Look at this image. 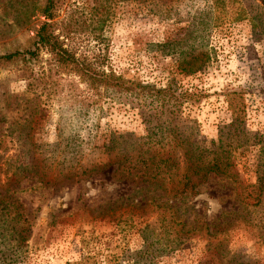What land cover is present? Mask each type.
<instances>
[{
  "label": "rangeland",
  "instance_id": "rangeland-1",
  "mask_svg": "<svg viewBox=\"0 0 264 264\" xmlns=\"http://www.w3.org/2000/svg\"><path fill=\"white\" fill-rule=\"evenodd\" d=\"M233 1L212 10L209 0H178L175 14H157L156 4L141 0H59L53 21L56 33L66 24L73 31L64 47L106 76L176 88L182 119L192 122L178 127L180 135L206 150L217 149L220 135L227 138L232 172L245 186L261 171L264 38H254L249 21L234 19ZM7 2L14 4L0 0V56L29 49L44 21L36 8L26 26L8 27L17 13ZM207 19L203 34L199 22ZM27 67L33 75L46 73L29 90L19 78ZM119 97L125 96L90 89L45 52L27 64H0V186L39 153L36 170L47 174L46 184L32 186L28 176L19 192L12 193L13 184L0 192V264H264V190L261 205L252 207L240 202L248 190L211 175L181 194L176 210L163 211L184 222L185 232L174 234L180 227L173 224L169 234L158 228L164 191L138 183V154L175 149L167 133L150 135L133 97ZM230 99L245 111L237 129L228 128ZM123 155L121 165L112 163ZM94 166L95 173L83 172ZM69 173L77 174L67 180ZM212 220L213 238L186 232Z\"/></svg>",
  "mask_w": 264,
  "mask_h": 264
},
{
  "label": "trees",
  "instance_id": "trees-1",
  "mask_svg": "<svg viewBox=\"0 0 264 264\" xmlns=\"http://www.w3.org/2000/svg\"><path fill=\"white\" fill-rule=\"evenodd\" d=\"M13 1L14 4L7 2L6 6H10L17 13L12 24L8 27H23L29 23L30 17L33 15L34 10L37 8L40 10L41 15L44 17V21L39 26L34 36V41L29 49L24 51H16L11 54L0 56V64L22 62L27 64L28 61H35L43 52L47 53L51 58L55 67L62 66L69 69L74 74H78L79 77L88 83L90 89L105 94H122L125 97L119 98H132V102H138V108L140 109L141 117L147 128H149L150 135L155 136L157 133H167V140L173 144L175 151L165 152L164 150H148L138 154V183L147 184L145 188H160L164 193H159L158 196L164 199V204L161 206L162 213L157 215L158 228H162L165 234H169L170 231L167 226L173 224L172 228H177L174 234H180L185 232L184 228L187 226L181 220L176 219L173 214L165 215L163 211L173 212L176 210L179 196H182L187 190H192L194 187H199L203 182L213 177L231 179L232 184L237 183L242 189L246 191L245 196L240 202L247 205L251 203L252 207H258L261 205V194L264 190V136L257 143L259 145L260 155L262 160L258 166L261 168L260 173L256 179V183L253 185H243L238 182L236 176L232 172L233 165L231 164V145L228 143L227 138L222 135L219 136L217 149L206 150L196 146L190 138L180 135L178 127L184 128L185 125H190L192 122L182 119L180 107L183 103V97L176 88L168 87L165 90H156L150 86L133 85L131 82L123 81L121 78L114 77L113 75L106 76L98 68L93 67L92 63L85 60H79L75 56V52L71 47H64L65 40H71V34L73 31L70 29V25L66 24L63 31L56 33L58 27L57 22L53 20L56 17V11L61 7L59 0H8ZM149 2L150 4H156L157 14L164 13L167 10L168 13L175 14L173 5L178 0H141ZM230 1V0H229ZM25 4H24V3ZM40 2V5L38 4ZM212 10H223L226 5V0H209ZM233 9V17L235 20L242 21L247 20L251 24L254 38H264V0H237ZM1 4V3H0ZM3 4V3H2ZM24 8V9H22ZM164 10V11H163ZM204 12H199V18ZM171 15L168 14V17ZM70 21V20H69ZM201 31L205 30L203 34H207L209 20L200 21ZM258 36V37H257ZM61 37L62 40L60 39ZM190 56L192 54L190 53ZM195 63V59H190L189 64ZM200 67L195 70H189L190 73L200 71ZM32 69L26 68L22 70L19 78L26 81V89L29 90L37 81L46 78V73L41 71L38 75H33ZM134 86V87H133ZM138 88V94L141 95L143 101H139L138 94L133 95V90ZM111 91V92H109ZM138 100V101H137ZM229 110L231 113V123L228 126L229 129H237L242 125L245 118V111L241 101L237 103L234 99L228 100ZM155 120V121H154ZM154 121V122H153ZM26 122V119L24 120ZM180 123V124H179ZM151 124L154 126L151 127ZM183 125V126H182ZM160 133L161 136H163ZM31 141L32 137L29 134L25 135ZM165 140V138H164ZM179 154L178 157L175 154ZM39 153L35 159L29 161V164H19L10 177L5 179V182L0 186V192L8 191L9 185H15L12 189V193H17L20 190H16L20 184V180L24 177L30 176L39 182L41 185L46 184L47 174L41 169L37 171L38 165H41L43 161L40 159ZM125 156H115V164L121 165V160ZM110 163V161H109ZM108 163V164H109ZM123 164L130 166V163L124 160ZM119 166V165H118ZM119 168V167H118ZM135 167H128L126 173L132 178H136L133 173H129L130 169ZM98 166L87 167L83 172L88 174L95 173ZM33 170L34 174H33ZM30 172L28 175H23V172ZM178 171H181V173ZM77 173H69L67 180L75 176ZM195 178L196 181L192 180ZM1 182V181H0ZM170 186V193H173L169 197L167 191ZM39 187V186H38ZM33 188V187H31ZM37 188V187H36ZM29 188H24L21 191H27ZM188 195V194H187ZM186 196V195H185ZM239 196V195H238ZM4 196H2L3 198ZM157 199H159L157 197ZM174 200V201H173ZM183 200V199H182ZM251 201V202H250ZM165 207V208H164ZM217 222V220H216ZM216 226L213 220L209 223L203 224V227L199 229L189 228L187 233L203 232V234L209 238H213L216 234ZM170 229L172 230V228ZM161 229V230H162Z\"/></svg>",
  "mask_w": 264,
  "mask_h": 264
}]
</instances>
